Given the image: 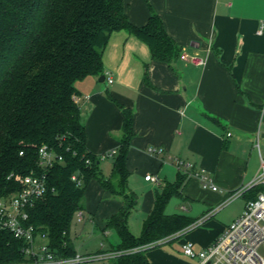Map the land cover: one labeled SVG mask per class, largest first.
<instances>
[{
	"label": "crops",
	"instance_id": "0c3cea01",
	"mask_svg": "<svg viewBox=\"0 0 264 264\" xmlns=\"http://www.w3.org/2000/svg\"><path fill=\"white\" fill-rule=\"evenodd\" d=\"M124 3L130 21L138 26L147 23L152 11L158 13L181 53L201 55L206 63L198 66L181 57L172 63L155 60L146 42L124 29L113 32L103 54L105 80L90 75L76 82L86 144L99 156L117 151L124 113L116 101L132 109L129 178L150 184L143 198L146 216L167 182H174L180 172L190 175L180 196L188 202L182 204L187 213H178L199 220L171 238L202 224L185 240L202 248L243 213L247 191L256 184L264 186L255 183L264 160V29L259 31L264 0ZM152 147L159 152L149 153ZM202 170L216 190L191 175ZM147 174L156 175L158 182L147 180ZM103 190L101 196L114 198ZM236 192L241 198L237 204L238 196L231 197ZM120 204L115 197L107 218ZM86 206L91 209L87 197ZM151 249L150 261L160 264Z\"/></svg>",
	"mask_w": 264,
	"mask_h": 264
},
{
	"label": "trees",
	"instance_id": "16d2710c",
	"mask_svg": "<svg viewBox=\"0 0 264 264\" xmlns=\"http://www.w3.org/2000/svg\"><path fill=\"white\" fill-rule=\"evenodd\" d=\"M127 30L146 42L155 60L172 63L181 49L167 32L161 16L152 11L146 24L132 23L124 0H0V196L19 191V177L38 169V148L46 145L63 156L48 171V190L29 210V223L45 233L60 257L77 254L70 237L77 210H86V190L96 179L121 201L106 221L119 243L98 254L113 252L106 264H152L148 250L181 233L195 222L166 207L190 175L179 173L156 193L154 205L137 236L129 218L137 195L129 191L128 154L133 136V111L124 113L123 134L113 155L109 177L102 174L101 157L86 144V125L77 101L76 82L103 75V54L110 36ZM23 151V154L21 152ZM82 179L78 185L72 179ZM264 190L256 184L246 193L255 199ZM26 240L0 230V264L25 260ZM79 264V263H74Z\"/></svg>",
	"mask_w": 264,
	"mask_h": 264
},
{
	"label": "built area",
	"instance_id": "2783aa9c",
	"mask_svg": "<svg viewBox=\"0 0 264 264\" xmlns=\"http://www.w3.org/2000/svg\"><path fill=\"white\" fill-rule=\"evenodd\" d=\"M264 29V24L260 27V32ZM180 57L192 64L202 66L206 59L198 54L183 52ZM108 82H112V77L106 73ZM79 101V97H77ZM230 134V133H229ZM160 149L152 147L149 153L157 154ZM116 150L100 155L101 159L116 154ZM23 154V151L21 152ZM63 156L46 146L38 148V169L31 170L24 176L19 177L22 187L19 191L5 196H0V230L11 231L15 237L26 240L23 248L25 260L17 264H74L90 262L97 257L109 258L113 252L83 256L76 254L73 257L58 256L48 244L45 233L36 231L33 224L29 223V210L36 201L44 196L48 190V171L57 162H62ZM182 166L184 163L179 161ZM197 176L205 186L213 185L212 178L205 171L193 172L191 175ZM72 179L78 185H82V179L77 174L72 175ZM147 180L158 182L159 178L153 174L146 175ZM264 183V160L262 163V173L255 183ZM240 192L232 194L237 197ZM80 219L85 216V210L76 211ZM264 193H259L255 199L247 201L243 213L233 220L225 230L209 245L202 249H195L191 242L183 244V251L187 256L198 257L199 264H264Z\"/></svg>",
	"mask_w": 264,
	"mask_h": 264
},
{
	"label": "rangeland",
	"instance_id": "374dc122",
	"mask_svg": "<svg viewBox=\"0 0 264 264\" xmlns=\"http://www.w3.org/2000/svg\"><path fill=\"white\" fill-rule=\"evenodd\" d=\"M112 165L113 156H109L107 160L101 162L100 168L102 170V174L105 177L110 176ZM128 182H130L128 185L129 191H134L135 194L139 197L138 204L136 205L129 218V227L135 235L139 236L142 233L143 223L146 216V212H144L145 207L143 198L146 196L148 190L150 189V184L148 182H144L142 179H135L133 175L131 176V178H129ZM101 191H103L104 193L101 184L96 179H93L88 184L86 190L87 203H89L91 209L86 206L84 218L80 219L77 215H74L71 223L70 237L72 239L74 249L77 254L83 256L94 255L103 250H108L110 249V247L117 245L120 241L117 232L113 228H107V230L105 231L107 216L112 209V200L115 201V197L107 199V197H105L104 195L101 196ZM237 199L241 200V198H239L238 196L234 200L236 201V204L239 203ZM182 204H188V202H186L183 197L174 196L170 199L166 207V212L187 213V210L182 207ZM201 225L202 224H200L199 226ZM196 228H192L182 235L176 236L175 238H171L169 240H165L158 246L153 247L151 250L156 251L155 254L160 260V264H184V261L197 264V260H199L198 257L187 256L183 251V244L187 242L185 240L188 234L192 233V231ZM202 248H198L197 250ZM261 252L264 253V249H261ZM79 264H106V259L103 257H97L90 262H81Z\"/></svg>",
	"mask_w": 264,
	"mask_h": 264
},
{
	"label": "water",
	"instance_id": "95a60500",
	"mask_svg": "<svg viewBox=\"0 0 264 264\" xmlns=\"http://www.w3.org/2000/svg\"><path fill=\"white\" fill-rule=\"evenodd\" d=\"M104 80H105V75H101L100 81H104Z\"/></svg>",
	"mask_w": 264,
	"mask_h": 264
}]
</instances>
